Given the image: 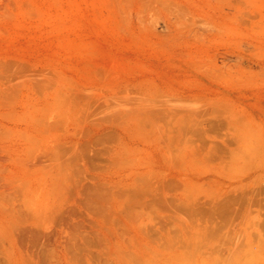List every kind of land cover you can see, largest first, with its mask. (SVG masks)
<instances>
[{
	"label": "rangeland",
	"instance_id": "374dc122",
	"mask_svg": "<svg viewBox=\"0 0 264 264\" xmlns=\"http://www.w3.org/2000/svg\"><path fill=\"white\" fill-rule=\"evenodd\" d=\"M262 255L264 0H0V264Z\"/></svg>",
	"mask_w": 264,
	"mask_h": 264
},
{
	"label": "bare ground",
	"instance_id": "6f19581e",
	"mask_svg": "<svg viewBox=\"0 0 264 264\" xmlns=\"http://www.w3.org/2000/svg\"><path fill=\"white\" fill-rule=\"evenodd\" d=\"M213 233H214V232H213ZM193 245H194V243H193ZM195 245H196V243H195ZM169 263H170V262H169ZM169 263H167V264H169ZM249 264H264V255H262V256L256 258L254 261H252V262L249 263Z\"/></svg>",
	"mask_w": 264,
	"mask_h": 264
}]
</instances>
